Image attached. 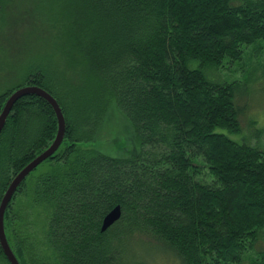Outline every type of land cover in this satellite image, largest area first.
I'll return each mask as SVG.
<instances>
[{"label":"trees","instance_id":"16d2710c","mask_svg":"<svg viewBox=\"0 0 264 264\" xmlns=\"http://www.w3.org/2000/svg\"><path fill=\"white\" fill-rule=\"evenodd\" d=\"M62 2L74 6L57 37L96 94L86 98L78 89L67 100L51 78L36 73L0 94L1 112L15 89L42 88L64 116L63 140L45 160L54 167L35 189L50 210L54 262L147 264L124 253L133 242L159 246L178 264H264V249L255 251L264 236V126L251 118L253 130L243 132L246 105L236 100L252 95L220 77L224 64L242 61L245 48L264 42V0ZM250 68L264 92V65ZM105 96L130 124L136 149L127 155L89 145ZM56 131L45 100L27 95L15 102L0 133V201ZM12 198L5 235L26 264L24 253L33 248L26 234L17 240L11 229ZM116 206L120 217L101 231ZM0 260L9 264L1 247Z\"/></svg>","mask_w":264,"mask_h":264},{"label":"rangeland","instance_id":"374dc122","mask_svg":"<svg viewBox=\"0 0 264 264\" xmlns=\"http://www.w3.org/2000/svg\"><path fill=\"white\" fill-rule=\"evenodd\" d=\"M73 6L74 4H65L62 0H1L0 94L21 85L27 75L34 73L44 76L45 79L51 78L55 92L66 93L67 100L75 93L77 95L78 89L86 98L89 93L96 94L94 88L84 84L80 67L75 62L72 64L69 55L64 51L66 49L62 39L56 34L60 20L70 18ZM253 65H264V42L245 48L242 61L229 66L224 64V68L220 70L221 79L240 83L241 92L247 96L252 95L250 98L239 97L236 100L239 106L246 105L245 111L242 110L243 114L240 115L244 133L254 128L249 125L251 118L258 120L257 127L264 126V92L261 91L262 84L257 82L255 85L256 81L250 75V67ZM100 104L102 106L99 113L96 112L98 123L93 134L94 140L89 145L109 155H127L135 150L136 142L134 144L132 140L130 124L116 103L105 96ZM52 167V163L45 161L39 164L26 176L23 187L20 185L11 201V229L16 236L26 234L33 248V253H24L26 264H58L57 261L54 262L56 256L47 236L50 210L35 191L37 182ZM17 215L23 216L24 220L15 221ZM7 235L9 236V232ZM10 248L13 249V246L10 245ZM261 249H264V236L258 240L255 251ZM123 250L124 253L130 250L138 257L141 255L147 264H178L171 254L156 245L143 246L131 242ZM249 255L255 256L254 252ZM0 264L5 262L0 260ZM245 264L248 262L245 261Z\"/></svg>","mask_w":264,"mask_h":264},{"label":"water","instance_id":"95a60500","mask_svg":"<svg viewBox=\"0 0 264 264\" xmlns=\"http://www.w3.org/2000/svg\"><path fill=\"white\" fill-rule=\"evenodd\" d=\"M27 95H35L37 97L45 100L51 109L53 110L56 120H57V131L55 137L51 144L40 154H38L33 160H31L26 166H24L11 180L9 186L4 192L1 201H0V247L5 255L9 264H19L17 258L12 252L5 235L4 230V212L5 209L11 200L14 192L17 190L18 186L22 183V181L26 178V176L32 172L39 164L44 162L47 158H49L60 146L63 136L65 133V120L62 114L61 108L57 103L56 99L46 92L44 89L36 87V86H23L11 93V95L7 98L4 103V106L0 112V133L5 125L6 119L15 104V102ZM120 207L116 206L112 210H110L103 218L101 223V231L106 230L109 226H111L119 217H120Z\"/></svg>","mask_w":264,"mask_h":264}]
</instances>
